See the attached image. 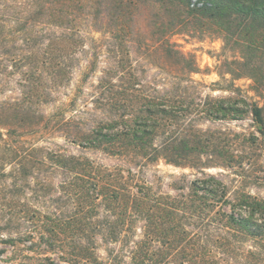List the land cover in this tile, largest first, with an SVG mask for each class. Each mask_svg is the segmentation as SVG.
I'll return each instance as SVG.
<instances>
[{
    "label": "trees",
    "instance_id": "1",
    "mask_svg": "<svg viewBox=\"0 0 264 264\" xmlns=\"http://www.w3.org/2000/svg\"><path fill=\"white\" fill-rule=\"evenodd\" d=\"M95 1L0 0V98L17 75L23 96L13 101L0 100V216L27 223L32 221L38 230L48 235L46 245L51 249L58 245L67 249L66 261L72 264H103L97 253L98 238L110 247L126 243L131 264H231L228 258L240 255L247 239H264V202L248 195L226 199L227 192H223L222 184L213 176L204 179L201 186L193 183L187 197L162 198L150 187L133 184L132 172L127 177L123 171H109L89 159L61 152L48 151L42 159H37L30 152L42 149L32 146L24 151L23 136L22 140L16 138L18 132L22 135L28 128L39 125L38 107L50 103L72 73L71 59L84 44L85 28L78 22L77 11L82 9L80 15L90 23ZM64 2H69L70 6L67 8ZM162 2L176 8V17L173 16L176 21L164 30L163 38L179 26L201 24L207 31L219 32L225 40L232 39L242 55L252 60L264 56V0ZM128 3L133 4L129 0H113L114 8L119 10L117 16H110L115 25L105 24L96 31L105 37L112 36L117 42L125 41L128 37L125 18L130 14ZM116 70L121 79L126 71L124 60H120ZM251 78L257 83L255 76ZM108 85L112 96H108L106 105L117 111L138 106L134 116L116 114L87 132L75 134L72 139L85 148L114 156L131 154L156 160L159 153H164L170 163L183 165L176 158L186 162L188 154L180 156L177 151H191L188 142L195 141L169 137L160 147L155 146V141L161 132L167 135L169 129L172 131L175 123L184 120L182 114L188 112L180 115L182 107L170 98L128 94L117 91L119 85ZM235 111L234 106L218 105L209 113L225 117ZM251 112L255 123L264 126L262 108L253 106ZM13 166L16 168L7 170ZM46 166L68 174L59 184L67 211L59 215L43 214L30 209L29 205L16 208L11 202L16 196L12 187L18 186L17 175L25 181L22 187L26 189V185H30L28 171ZM38 185L41 190L53 186L48 177ZM224 207L231 211H225ZM100 210L106 216L99 217ZM244 211L247 216L240 214ZM139 223H143V239L131 242ZM40 234L42 237L43 233ZM23 235L25 241L35 243V232ZM3 241V234H0V242ZM108 256V264H126L123 259L127 255L115 249L108 252Z\"/></svg>",
    "mask_w": 264,
    "mask_h": 264
},
{
    "label": "rangeland",
    "instance_id": "2",
    "mask_svg": "<svg viewBox=\"0 0 264 264\" xmlns=\"http://www.w3.org/2000/svg\"><path fill=\"white\" fill-rule=\"evenodd\" d=\"M129 2L133 4L128 3L130 14L125 18L128 37L122 43L96 31L105 24L115 25L110 16H117L119 10L114 8L113 0H96L90 23L80 15L82 9L77 11L78 22L85 28L84 44L78 47L77 55L71 59L72 73L53 100L38 107L39 125L28 128L22 135L21 132L16 134V138L23 136L24 151L34 146L42 149L37 153L30 152L37 159H42L48 151L61 152L89 159L109 171H123L127 177L132 172L133 184L150 187L162 198L187 197L193 183L201 186L204 179L213 176L222 184L223 192H227L226 199L248 195L263 203L264 126L255 123L251 110L253 106H259L264 117V56L252 60L242 55L240 47L232 39L225 40L219 32L207 31V27L201 24L179 26L163 38L164 30L169 29L175 20L176 8L162 0ZM64 5L68 8L70 3L64 2ZM98 17L101 19H96ZM90 26L93 29H89ZM120 60H124L126 67L121 79L116 70ZM192 70L195 73H191ZM252 76L257 78V83ZM19 79L18 75L14 77L0 100L23 98ZM108 84L121 86L116 88L121 90L119 92L170 98L182 107L180 115L188 112L182 114L184 120L175 123L172 131L169 129L167 135L161 132L155 141L158 147L169 137L195 141L188 142L191 151H177L180 156L188 154L186 162L176 158L183 165L170 163V158L164 153H159L156 160L131 154L114 156L85 148L72 139L75 134L87 132L95 124L110 120L116 114L134 116L132 114L138 106L117 111L106 105L108 96H112V92H108ZM218 105L234 106L237 111L229 112L225 117L210 114L211 108ZM15 168L8 167L7 170ZM65 173L51 166L28 171L30 185H26V189L22 187L25 181H21L18 174L15 182L19 187H12L16 196L11 203L16 208L29 205L30 209L43 214L53 212L61 215L67 211L66 199L59 189L60 182L68 176ZM46 177L53 186L41 190L39 181ZM74 206L70 209L73 210ZM224 210L231 211L229 207H224ZM100 211L99 217L106 216L103 210ZM240 214L247 216L245 211ZM26 223L0 216V229L5 230L0 232L5 240L0 242V264H72L66 261L68 256L64 254L67 252L64 246L58 245L52 251L45 244L48 235L38 230L32 221ZM142 228L143 223H139L131 242L143 239ZM30 231L35 232L34 244L24 240L23 234ZM40 233H43L42 237ZM96 243L103 264H108V252L112 249L127 255L123 260L131 264L126 243L110 247L101 238ZM228 259L231 264H264V239H247L240 255Z\"/></svg>",
    "mask_w": 264,
    "mask_h": 264
}]
</instances>
